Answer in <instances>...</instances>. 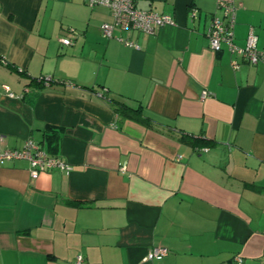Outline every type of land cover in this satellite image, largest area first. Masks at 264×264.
<instances>
[{
    "label": "crops",
    "instance_id": "crops-1",
    "mask_svg": "<svg viewBox=\"0 0 264 264\" xmlns=\"http://www.w3.org/2000/svg\"><path fill=\"white\" fill-rule=\"evenodd\" d=\"M136 4L175 23L109 39L106 7L0 0V148L71 166L0 165V264H264V64L210 48L217 0ZM237 4L236 43L264 49V0Z\"/></svg>",
    "mask_w": 264,
    "mask_h": 264
},
{
    "label": "built area",
    "instance_id": "built-area-1",
    "mask_svg": "<svg viewBox=\"0 0 264 264\" xmlns=\"http://www.w3.org/2000/svg\"><path fill=\"white\" fill-rule=\"evenodd\" d=\"M137 0H85V3L94 8L98 6L110 9L113 17L112 22H105L101 25V31L106 38L115 37L114 30L121 28L123 30L142 31L147 34H154L156 29L172 25L175 20L172 16L161 14L153 10H141L137 7ZM217 7L222 16L214 15L207 29L210 48L214 52L223 49L227 45L229 51L250 64H264V49L258 48V36L254 29H251L245 46H239L235 41V24L239 6L237 0H217ZM197 9L192 12L196 17ZM62 42L65 45L73 44L70 38H64ZM131 47H138L134 41H124ZM232 66L238 68L240 62L237 59L232 61ZM51 81V78H46ZM4 90L13 95L9 86L4 85ZM26 159L31 164V176L33 179L39 178L40 174L47 168L57 167L62 171L69 173L71 166L57 157H50L33 141H27L22 149H2L0 148V165L5 162ZM169 253L167 248L156 247L150 250L146 256V261L162 259ZM236 261L242 262V258L236 257ZM264 262V257H263ZM76 264H87L82 255L77 256Z\"/></svg>",
    "mask_w": 264,
    "mask_h": 264
},
{
    "label": "trees",
    "instance_id": "trees-1",
    "mask_svg": "<svg viewBox=\"0 0 264 264\" xmlns=\"http://www.w3.org/2000/svg\"><path fill=\"white\" fill-rule=\"evenodd\" d=\"M116 113L124 118H130L135 121H138L144 125H149L152 121L153 117L150 114H147L144 110V107H134L126 102L123 101H115ZM197 139L193 140V143L197 142Z\"/></svg>",
    "mask_w": 264,
    "mask_h": 264
}]
</instances>
